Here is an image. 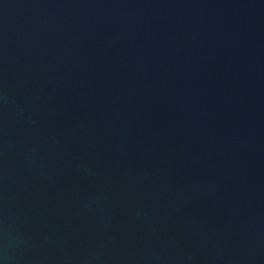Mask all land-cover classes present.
Here are the masks:
<instances>
[{
	"label": "water",
	"instance_id": "1",
	"mask_svg": "<svg viewBox=\"0 0 264 264\" xmlns=\"http://www.w3.org/2000/svg\"><path fill=\"white\" fill-rule=\"evenodd\" d=\"M0 264H264V0H0Z\"/></svg>",
	"mask_w": 264,
	"mask_h": 264
}]
</instances>
